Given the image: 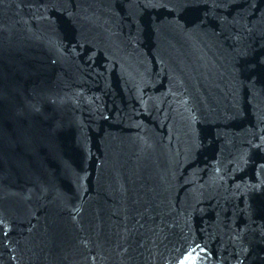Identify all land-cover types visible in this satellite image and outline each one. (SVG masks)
Instances as JSON below:
<instances>
[{
    "label": "water",
    "instance_id": "water-1",
    "mask_svg": "<svg viewBox=\"0 0 264 264\" xmlns=\"http://www.w3.org/2000/svg\"><path fill=\"white\" fill-rule=\"evenodd\" d=\"M0 264H264V0H0Z\"/></svg>",
    "mask_w": 264,
    "mask_h": 264
}]
</instances>
